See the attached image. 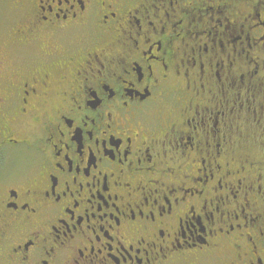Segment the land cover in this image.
<instances>
[{"label": "flooded vegetation", "instance_id": "af4514ba", "mask_svg": "<svg viewBox=\"0 0 264 264\" xmlns=\"http://www.w3.org/2000/svg\"><path fill=\"white\" fill-rule=\"evenodd\" d=\"M0 264H264V0H0Z\"/></svg>", "mask_w": 264, "mask_h": 264}]
</instances>
